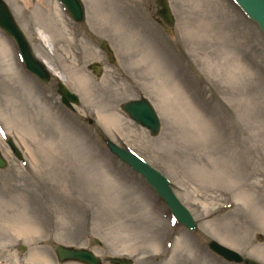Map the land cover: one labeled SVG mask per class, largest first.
<instances>
[{"label": "rangeland", "instance_id": "rangeland-1", "mask_svg": "<svg viewBox=\"0 0 264 264\" xmlns=\"http://www.w3.org/2000/svg\"><path fill=\"white\" fill-rule=\"evenodd\" d=\"M4 1L33 54L79 104L60 102L53 74L43 83L27 72L0 30V264H81L58 262L57 244L89 249L102 264H242L213 253L210 240L264 264V38L256 25L231 0H166L169 32L155 0H80L82 22L58 0ZM139 97L159 115L156 136L121 110ZM107 140L169 181L193 231L174 222Z\"/></svg>", "mask_w": 264, "mask_h": 264}, {"label": "water", "instance_id": "water-1", "mask_svg": "<svg viewBox=\"0 0 264 264\" xmlns=\"http://www.w3.org/2000/svg\"><path fill=\"white\" fill-rule=\"evenodd\" d=\"M243 13V15L253 22L264 38V0H231ZM65 12L74 22H82L84 19V8L80 0H58ZM158 6L156 15L161 18V25L166 32V27L172 25V16L166 0H155ZM0 30L6 34L14 43L19 58L24 69L39 81L46 83L50 79L52 73L46 65L33 54L26 36L16 24L13 16L4 0H0ZM100 48L107 53L109 62H112L111 51L105 41L100 43ZM90 69L95 75L99 74L100 67L91 65ZM56 93L60 102L70 110H74V106L79 104L78 96L71 92L64 83L57 78ZM121 110L135 124L146 129L151 136H156L160 130L159 117L156 114L153 104L145 97L126 100L121 104ZM6 145L13 153L14 157L20 162L23 161L20 150L17 148L11 138L5 140ZM105 145L109 152L115 155L120 161L125 162L127 166L138 174L143 181L151 188L156 196L164 203L173 217L175 223L182 225L188 231L195 229V222L188 209L179 201L173 192L169 181L157 170L147 164L142 158L131 150H127L114 144L111 141H105ZM6 160L0 152V169L5 168ZM171 212V213H170ZM207 247L216 255L223 259L242 264H260L257 261L242 257L236 251L220 245L214 240L207 243ZM54 255L58 262H77L81 264H102L101 259L97 257L91 250L85 248H76L72 246L55 245ZM110 264H131L132 261L125 257H108Z\"/></svg>", "mask_w": 264, "mask_h": 264}, {"label": "bare ground", "instance_id": "bare-ground-1", "mask_svg": "<svg viewBox=\"0 0 264 264\" xmlns=\"http://www.w3.org/2000/svg\"><path fill=\"white\" fill-rule=\"evenodd\" d=\"M49 25V24H48ZM47 29H48V27H47ZM40 38L42 39L43 38V36H41L40 35ZM43 40V39H42ZM44 62V64L46 65V67L48 68V70H50V72H52V74L55 76V77H57L58 79H60V80H62V81H64L63 79L64 78H62L58 73H57V71H54L53 69H52V67H51V65L48 63V62H46L45 60L43 61ZM5 104H3L2 106H3V108L4 109H9V108H11V109H13L14 107H15V105L13 104V103H7V102H4ZM154 107V106H153ZM156 111V110H155ZM125 114V113H124ZM156 114L158 115V113H157V111H156ZM158 117H159V115H158ZM103 120L105 121V125L106 126H108V125H111V123L113 122V120L112 119H110V118H103ZM131 120V119H130ZM141 127V126H140ZM143 128V127H142ZM146 130V129H145ZM120 161V160H119ZM122 162V161H121ZM124 164H125V162H123ZM127 165V164H126ZM169 210V209H168ZM170 211V210H169ZM171 213V212H170ZM171 215V214H170ZM172 217V216H171ZM173 218V217H172ZM221 245V244H220ZM223 246V245H222ZM225 247V246H224ZM227 248V247H226Z\"/></svg>", "mask_w": 264, "mask_h": 264}, {"label": "flooded vegetation", "instance_id": "flooded-vegetation-1", "mask_svg": "<svg viewBox=\"0 0 264 264\" xmlns=\"http://www.w3.org/2000/svg\"><path fill=\"white\" fill-rule=\"evenodd\" d=\"M107 54V53H106Z\"/></svg>", "mask_w": 264, "mask_h": 264}]
</instances>
